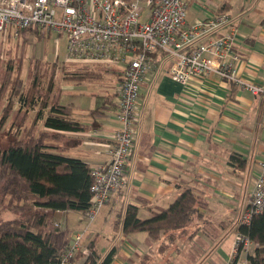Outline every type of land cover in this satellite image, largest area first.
<instances>
[{
  "label": "crops",
  "instance_id": "crops-1",
  "mask_svg": "<svg viewBox=\"0 0 264 264\" xmlns=\"http://www.w3.org/2000/svg\"><path fill=\"white\" fill-rule=\"evenodd\" d=\"M221 12L230 16L236 28L232 52L238 55L234 63L238 76L264 88V0H188L186 27ZM223 33L225 29L200 35L194 45L204 46ZM153 58L154 68L140 86V117L124 169V186L112 192L101 209L104 228L93 232L88 242L82 236L81 246H93L98 256L95 264H103L110 252L107 264H195L205 256L198 263L203 264L216 252L211 264H226L233 247L226 254L220 246L229 234H236V220L250 201L258 164L264 160V94L253 96L215 73L183 84L168 74L171 60L167 54L156 52ZM65 59V63L76 65L72 74L85 69L96 73L91 79H68L84 90L79 92L83 104L61 103L60 89L55 97L59 105L70 108V117L83 129L46 128V111L37 119L36 108L16 115L18 102L7 119L9 129L20 120L22 133L34 126L38 133L56 135L47 144L57 147L58 153L78 158L89 167L107 164L112 135L120 127L115 114L123 66ZM232 155L240 158L242 166ZM187 187L196 190L206 207L200 210L201 218L185 231L160 233L155 241L142 232L123 234L122 219L128 205L137 207L138 218L147 219L166 209ZM68 212L56 211L52 220L63 223L62 230L70 239L80 232L77 226L69 229ZM218 229L222 232H216ZM99 244H104L101 250ZM72 264H85V258L77 256Z\"/></svg>",
  "mask_w": 264,
  "mask_h": 264
},
{
  "label": "built area",
  "instance_id": "built-area-1",
  "mask_svg": "<svg viewBox=\"0 0 264 264\" xmlns=\"http://www.w3.org/2000/svg\"><path fill=\"white\" fill-rule=\"evenodd\" d=\"M187 8L188 0H0V34L16 36L28 29L52 33L65 38L67 62L123 66L115 114L120 127L112 135L109 163L89 167L91 197L84 214L89 222L109 195L124 186V169L140 117V86L154 68L156 52L169 56L168 74L177 82L184 84L215 73L253 96L264 94V88L237 74L234 63L238 55L232 52L237 32L230 16L221 12L186 27ZM219 29L225 33L214 35L204 46L194 45L200 35ZM262 211L264 160L258 164L250 201L236 227L248 226ZM53 223L63 228L62 222ZM82 236L77 233L69 239L57 264H72L79 253L88 256L81 246ZM252 251V242L236 232L232 259L226 264H246L245 257Z\"/></svg>",
  "mask_w": 264,
  "mask_h": 264
},
{
  "label": "trees",
  "instance_id": "trees-1",
  "mask_svg": "<svg viewBox=\"0 0 264 264\" xmlns=\"http://www.w3.org/2000/svg\"><path fill=\"white\" fill-rule=\"evenodd\" d=\"M66 73V78L74 80L96 77L94 71L87 69ZM0 78V100L8 93L1 110V128L14 112L10 114L16 101L19 104L16 115H24L36 108L37 119L46 111L43 122L46 128L56 131L83 129L70 117L68 106L59 105L56 99L51 103L43 97L38 78L28 86H24L17 76L11 78L10 71L1 74ZM21 125L17 124L18 128ZM32 128L34 126L24 136L10 139L0 150V213L15 215L12 219L0 221V264H57L69 242V235L54 225L53 214L56 211L85 214L89 207V165L58 153L55 151L57 147L47 144L48 139L56 135L38 133ZM231 159L242 166L238 156L232 155ZM205 207L195 189L183 188L166 209L147 219L138 218L137 207L128 205L122 219V232L125 235L142 232L155 241L160 233L185 231L195 219L201 218L200 210ZM236 232L253 244L252 253L245 257L246 264H264V211L254 215L248 226L236 227ZM87 249L85 264H95L98 259L96 251L93 246ZM111 256L112 252L108 253L103 264L109 263ZM238 259L236 256L234 262Z\"/></svg>",
  "mask_w": 264,
  "mask_h": 264
},
{
  "label": "rangeland",
  "instance_id": "rangeland-1",
  "mask_svg": "<svg viewBox=\"0 0 264 264\" xmlns=\"http://www.w3.org/2000/svg\"><path fill=\"white\" fill-rule=\"evenodd\" d=\"M65 47L66 41L63 36L59 37L52 33H47L44 31L38 33L34 31H21L16 36H6L0 34V77L1 74H5L7 71H10L11 78L15 76L19 77L22 80L24 86L30 85L35 79L38 78L41 87V93L43 94L44 98L48 99L49 102L52 103L53 101H55V97L57 96L56 94L60 89L59 101L61 103H73V105L75 106L78 104H83L82 100H80L79 98V92H82L84 90H82L79 85L73 84L72 82L68 81V78H66V75H68V73L66 72H70L71 70H73L76 65H71L64 62V59L66 57ZM5 94L6 95L4 96V98L0 100V116L1 110L3 109V107H5V101L8 99V93ZM15 102L16 101H14V103ZM14 110L15 109L12 108L10 114ZM75 113H78L77 109H75ZM17 119H19V117L16 118V120ZM20 122V120H17V124H19ZM17 124L9 129L10 125L6 121L2 128L0 127V150L5 148L7 142L10 139H17L24 136L27 128L25 129V131L23 129L22 133L21 128L23 126L21 125L19 129ZM32 129L33 131L35 129L36 132H38V128L36 129L34 127ZM102 213L103 212H101L100 210L96 218L93 221L89 222L86 216L82 217L81 213L69 211L68 214L70 216V225L68 224V227L69 229H71L74 228V226H77L78 230L76 229V231L80 233L85 230V232H83V241L88 242L91 235H93V232H98L99 230L104 228L103 224L105 222L103 220V216L101 215ZM75 214H77L76 219H74L73 217L76 216ZM14 217L15 215L10 212L0 213V221L12 219ZM235 225L237 226V220ZM219 231L222 232L220 229H218L216 232ZM227 231H230V228H228ZM227 231L223 232L222 237H224V234ZM235 239L236 234H229L226 239H224V243L220 246L221 251L226 254L230 253ZM217 242L218 240L216 241V243ZM216 243L213 245V249L215 248ZM102 245L104 244H99L98 246L100 250L102 249ZM76 256L77 255H75L74 259H76ZM79 256L84 257L85 260L88 257L83 256L81 253H79ZM204 257L205 256H202V259ZM215 257H217V252L210 255L208 259H204L205 262L203 264H211L212 260ZM202 259L198 258L194 260L198 264ZM243 259L244 258L241 257L240 261L242 262Z\"/></svg>",
  "mask_w": 264,
  "mask_h": 264
}]
</instances>
